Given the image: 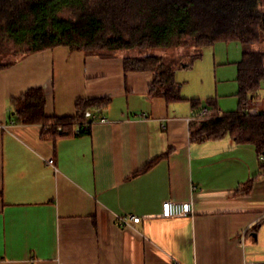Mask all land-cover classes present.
Here are the masks:
<instances>
[{
    "label": "crops",
    "instance_id": "0c3cea01",
    "mask_svg": "<svg viewBox=\"0 0 264 264\" xmlns=\"http://www.w3.org/2000/svg\"><path fill=\"white\" fill-rule=\"evenodd\" d=\"M208 47L216 87L203 96L215 98L216 110L182 93L175 101L150 95L154 73L126 71L120 53L57 46L0 68V264L264 260V168L255 146L192 138L202 108L236 110L237 62L260 46ZM35 86L45 91L48 116H75L79 99L109 98L96 115L107 121H94V112L89 132L43 138L42 124L11 119V100ZM254 105L264 110L262 88ZM168 200L193 211L164 217ZM127 215L141 221L121 225Z\"/></svg>",
    "mask_w": 264,
    "mask_h": 264
},
{
    "label": "trees",
    "instance_id": "16d2710c",
    "mask_svg": "<svg viewBox=\"0 0 264 264\" xmlns=\"http://www.w3.org/2000/svg\"><path fill=\"white\" fill-rule=\"evenodd\" d=\"M9 41L27 47L22 56L57 46L96 55L120 53L126 71L154 73L149 94L167 101L183 99L177 70L191 67L202 57L203 47L230 41L260 46L245 50L237 62L236 110L193 123L192 138L229 136L252 144L264 168V114L248 112L259 100L264 81V0H0V45ZM179 47L186 48V61L155 52ZM16 60L0 63V68ZM109 101L79 99L75 116H48L45 91L35 86L11 100V119L42 124L46 139L83 134L90 131L88 110L103 114ZM206 101L217 109L215 98ZM199 103L193 99L194 105Z\"/></svg>",
    "mask_w": 264,
    "mask_h": 264
},
{
    "label": "rangeland",
    "instance_id": "374dc122",
    "mask_svg": "<svg viewBox=\"0 0 264 264\" xmlns=\"http://www.w3.org/2000/svg\"><path fill=\"white\" fill-rule=\"evenodd\" d=\"M63 16H68L67 12L62 13ZM6 43V42H5ZM201 50L202 57L195 61L192 67H182L178 69L177 78L183 83L182 95H189L190 97L200 99V102L204 104L206 97L203 95H215V81H216V69L217 65L213 51L210 47H203ZM210 48V49H209ZM27 50L26 46L15 45L13 42H7L0 45V63L11 62L23 55ZM204 50V51H203ZM158 54L163 55L166 59L175 57L180 60L186 61L184 54L186 48H170L165 50H156ZM262 93L264 94V81L262 85Z\"/></svg>",
    "mask_w": 264,
    "mask_h": 264
},
{
    "label": "built area",
    "instance_id": "2783aa9c",
    "mask_svg": "<svg viewBox=\"0 0 264 264\" xmlns=\"http://www.w3.org/2000/svg\"><path fill=\"white\" fill-rule=\"evenodd\" d=\"M250 115H259L260 113L264 114V110L260 112V110L254 105L248 109ZM224 113L216 112L210 107L202 108L194 117L195 123L199 124L202 120L212 117H221ZM100 120L102 122L107 121L105 117H98L94 114V121ZM47 162L50 165H54V158L47 159ZM193 211L192 204L190 202H176L172 200H168L163 203L162 216L164 217H178V216H187ZM118 221L121 225H129V222L132 221L134 223H138L141 221V216L138 215H127L121 216L118 218ZM244 264H264V260L262 261H245Z\"/></svg>",
    "mask_w": 264,
    "mask_h": 264
},
{
    "label": "water",
    "instance_id": "95a60500",
    "mask_svg": "<svg viewBox=\"0 0 264 264\" xmlns=\"http://www.w3.org/2000/svg\"><path fill=\"white\" fill-rule=\"evenodd\" d=\"M92 113H94V111L88 110L87 114L91 115Z\"/></svg>",
    "mask_w": 264,
    "mask_h": 264
}]
</instances>
